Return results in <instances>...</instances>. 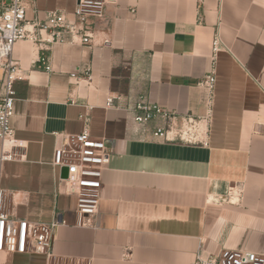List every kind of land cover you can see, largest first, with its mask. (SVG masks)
<instances>
[{"label":"crops","instance_id":"crops-1","mask_svg":"<svg viewBox=\"0 0 264 264\" xmlns=\"http://www.w3.org/2000/svg\"><path fill=\"white\" fill-rule=\"evenodd\" d=\"M23 2L33 24L55 10L72 19L77 0ZM106 15L94 46L66 36L48 51L29 41L14 48L25 77L11 122L21 146L0 162L3 207L17 220L61 225L53 258L0 253V264H193L201 252L264 254V0H118ZM217 35L226 49L214 62ZM106 37L111 44L102 46ZM129 63L145 78L141 105L180 118L206 115L199 84L215 70L208 146L155 141L163 122H135L140 103L118 98ZM86 69L90 86L71 79ZM2 80L0 69V93ZM85 117L112 153L96 228L78 226L77 198L53 166L60 135L80 134Z\"/></svg>","mask_w":264,"mask_h":264},{"label":"built area","instance_id":"built-area-1","mask_svg":"<svg viewBox=\"0 0 264 264\" xmlns=\"http://www.w3.org/2000/svg\"><path fill=\"white\" fill-rule=\"evenodd\" d=\"M118 0H77L72 19L62 11H48L43 22H27V8L23 0H0V69L3 72L0 93V162L13 160L12 151L21 145L16 140L11 122L15 113L17 98L16 86L25 81L19 63L12 58L17 43L29 41L48 51L49 45L65 43L70 36V44L94 46L96 35L106 20L107 9ZM102 46L111 44L108 37ZM212 59L226 49L217 35L212 41ZM47 60H41L46 64ZM50 71L51 67L48 66ZM71 79L88 86L92 84L91 69L71 73ZM217 77L215 70L200 82L205 95L206 115L180 118L148 105H139L142 115L135 122L148 125L155 121L163 122L162 127L153 131L152 138L162 142H182L191 145L208 146L207 123L211 116ZM116 97L107 99L112 106ZM90 119L84 118V129L77 135H60L55 149L53 166L60 173L68 169V178L61 179L65 192L77 198L76 214L78 226L96 228L99 219V206L102 200L103 175L111 159V147L105 140L93 137L89 130ZM204 127V129H203ZM61 225L56 218L52 223L17 220L5 212L0 190V253L41 254L53 258V246L57 228ZM193 264H264V254L246 250H223L218 255H204L201 252Z\"/></svg>","mask_w":264,"mask_h":264},{"label":"rangeland","instance_id":"rangeland-1","mask_svg":"<svg viewBox=\"0 0 264 264\" xmlns=\"http://www.w3.org/2000/svg\"><path fill=\"white\" fill-rule=\"evenodd\" d=\"M135 73L136 71L132 69L130 63L128 66L123 64V68H120V74L117 80L119 88L118 98L121 102H130L131 98L135 104H142L144 102L145 78L143 74L139 78L138 74Z\"/></svg>","mask_w":264,"mask_h":264},{"label":"water","instance_id":"water-1","mask_svg":"<svg viewBox=\"0 0 264 264\" xmlns=\"http://www.w3.org/2000/svg\"><path fill=\"white\" fill-rule=\"evenodd\" d=\"M68 178V169L63 168L61 171V179H67Z\"/></svg>","mask_w":264,"mask_h":264},{"label":"bare ground","instance_id":"bare-ground-1","mask_svg":"<svg viewBox=\"0 0 264 264\" xmlns=\"http://www.w3.org/2000/svg\"><path fill=\"white\" fill-rule=\"evenodd\" d=\"M203 129H204V127H203Z\"/></svg>","mask_w":264,"mask_h":264}]
</instances>
